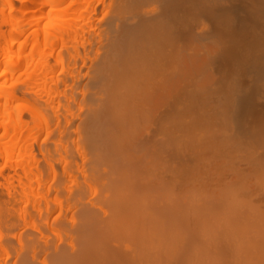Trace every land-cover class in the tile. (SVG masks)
I'll list each match as a JSON object with an SVG mask.
<instances>
[{"label":"bare ground","instance_id":"obj_1","mask_svg":"<svg viewBox=\"0 0 264 264\" xmlns=\"http://www.w3.org/2000/svg\"><path fill=\"white\" fill-rule=\"evenodd\" d=\"M0 264H264V0H0Z\"/></svg>","mask_w":264,"mask_h":264}]
</instances>
